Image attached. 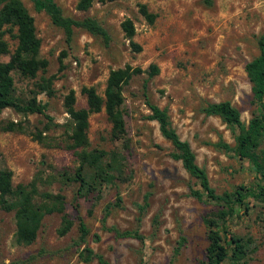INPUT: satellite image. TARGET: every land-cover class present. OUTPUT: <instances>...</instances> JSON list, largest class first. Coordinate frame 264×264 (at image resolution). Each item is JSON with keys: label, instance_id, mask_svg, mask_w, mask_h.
<instances>
[{"label": "rangeland", "instance_id": "1", "mask_svg": "<svg viewBox=\"0 0 264 264\" xmlns=\"http://www.w3.org/2000/svg\"><path fill=\"white\" fill-rule=\"evenodd\" d=\"M55 1L65 17L95 19L109 40L74 28L67 41L45 13L35 12L23 0L41 41L40 57L48 65L34 80L13 73L15 93L28 99L41 76H54V95H36L45 105V115L23 116L9 108L0 113V126L18 121L26 129L25 133L0 131V169L12 172L14 186L35 181L39 192L62 194L73 225L61 237L57 231L62 215H46L36 240L19 245L13 212L0 209V264H101L95 256L108 264H205L204 218L218 207L190 195L201 188L181 162L171 158L174 149L148 118V102L167 110L173 129L189 143L217 194L240 186L255 188L250 163L221 147L235 146L233 132L203 109L209 103L229 101L245 126L259 112L244 66L259 54L264 0H209L210 5L205 0H92L86 11L76 8L79 0ZM141 5L156 15L152 24L140 15ZM127 19L134 25L132 41L141 46L139 53L132 51L121 28ZM3 39L13 52L16 41L8 35ZM8 59L1 56L0 62ZM127 65L142 72L123 87L125 139H110L111 124L104 110L89 116L87 132L89 149L121 152L124 173L112 184L78 196V183L69 180L78 162L66 147L65 96L74 91L75 108H86L81 89L93 87L103 96L109 72ZM150 65L158 68L156 75L149 76ZM37 132L42 133L40 142L32 137ZM246 201L249 210L237 209L238 218L231 221L229 232L250 240L247 264H264V203ZM80 222L87 230L84 238ZM124 233L140 239L123 237ZM87 250L93 258L85 262Z\"/></svg>", "mask_w": 264, "mask_h": 264}, {"label": "trees", "instance_id": "2", "mask_svg": "<svg viewBox=\"0 0 264 264\" xmlns=\"http://www.w3.org/2000/svg\"><path fill=\"white\" fill-rule=\"evenodd\" d=\"M35 12L45 13L52 24L61 28L70 41L73 29L81 28L92 35L101 36L105 42L109 40L105 29L92 18L75 20L65 17L55 0H28ZM210 5L209 0H205ZM92 0H79L76 8L86 11ZM140 15L152 24L155 14L148 12L144 5L139 8ZM125 36L130 40L133 52H141V46L132 38L135 34L134 25L127 19L121 24ZM5 35L16 41L13 52H10L9 43L3 39ZM259 54L244 66L247 79L251 85L254 103L259 112L250 119L245 126L239 111L229 101L209 103L203 109L206 116H215L234 134L235 146L230 148L226 144L221 147L233 151L237 157L246 160L252 166L256 175L255 188L240 186L231 193L217 194L210 186L206 171L196 163L195 154L186 141H182L173 129L166 109L148 102L150 115L148 118L158 124L160 135L168 141L174 152L171 158L181 162L183 169L194 178L201 190H191L190 195L198 201H209L217 205L218 209L204 218L207 228L205 248V264H247L250 240L236 237L229 232L233 219L238 218L237 209L249 210L247 198L264 203V150L260 144L264 141V36L257 41ZM41 41L37 37L34 19L26 9L23 0H0V57L9 56L8 61L0 62V113L5 109H12L23 116L30 114L45 115V105L40 103L36 95L44 93L48 97L54 95V76H41L34 83L35 90L30 98L25 99L16 95L13 73L20 78L34 80L39 73H44L48 62L40 57ZM140 68L125 66L109 72L103 96H100L93 87H84L81 93L86 97V108H75V93L70 91L64 99L65 112L69 116L67 125L68 150L73 151L78 165L73 176L69 179L78 183L77 195L84 197L95 191L101 184H112L124 173V156L120 151H105L89 149L88 139L89 116L104 110L111 124L110 139L120 141L125 139L126 127L123 117V87L134 75L140 74ZM158 68L150 65L149 76L156 75ZM47 117V116H46ZM2 132L25 133L24 122L8 121L0 126ZM32 137L40 142L42 133L37 132ZM13 174L8 169H0V209L13 212L15 220V241L19 245H31L37 238L43 218L52 213L62 215L61 226L57 233L65 236L72 227V221L65 213V198L60 193L39 192L35 181L28 184L12 183ZM81 237L87 235L85 225L80 222ZM140 239L139 235L124 233L123 237ZM99 263L108 264L100 256H95ZM93 258V253L87 250L83 256L85 262Z\"/></svg>", "mask_w": 264, "mask_h": 264}]
</instances>
